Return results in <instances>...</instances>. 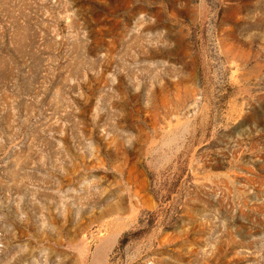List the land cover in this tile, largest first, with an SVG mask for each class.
<instances>
[{
	"label": "rangeland",
	"instance_id": "rangeland-1",
	"mask_svg": "<svg viewBox=\"0 0 264 264\" xmlns=\"http://www.w3.org/2000/svg\"><path fill=\"white\" fill-rule=\"evenodd\" d=\"M0 264H264V0H0Z\"/></svg>",
	"mask_w": 264,
	"mask_h": 264
}]
</instances>
